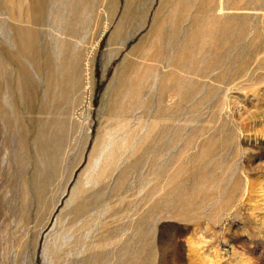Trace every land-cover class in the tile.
I'll list each match as a JSON object with an SVG mask.
<instances>
[{
    "label": "rangeland",
    "instance_id": "obj_1",
    "mask_svg": "<svg viewBox=\"0 0 264 264\" xmlns=\"http://www.w3.org/2000/svg\"><path fill=\"white\" fill-rule=\"evenodd\" d=\"M0 264H264V0H0Z\"/></svg>",
    "mask_w": 264,
    "mask_h": 264
},
{
    "label": "bare ground",
    "instance_id": "obj_2",
    "mask_svg": "<svg viewBox=\"0 0 264 264\" xmlns=\"http://www.w3.org/2000/svg\"><path fill=\"white\" fill-rule=\"evenodd\" d=\"M118 32H119V30H118ZM118 34V33H117ZM114 35H116V33L114 34ZM119 35H120V33H119ZM118 37V36H117ZM116 38V37H115ZM122 175V174H121ZM102 202V201H101ZM73 210H75V209H73ZM80 220V219H79ZM87 223V222H86ZM77 224V223H76ZM79 224H80V222H79ZM83 225H85V224H83ZM88 225H89V222H88ZM77 226V225H76ZM84 228V227H83Z\"/></svg>",
    "mask_w": 264,
    "mask_h": 264
}]
</instances>
